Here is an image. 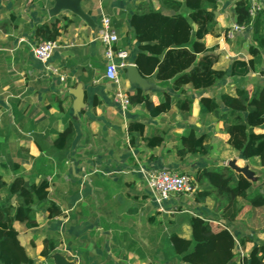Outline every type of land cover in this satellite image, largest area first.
I'll list each match as a JSON object with an SVG mask.
<instances>
[{
    "label": "crops",
    "instance_id": "crops-1",
    "mask_svg": "<svg viewBox=\"0 0 264 264\" xmlns=\"http://www.w3.org/2000/svg\"><path fill=\"white\" fill-rule=\"evenodd\" d=\"M142 1L81 0L80 7L90 20L86 23L68 10L51 15L53 0H0V179L3 182L7 179L8 183L14 179V164L20 165L29 182L36 181L35 175L45 171L49 199L63 214L48 222L46 213L39 212L36 215L38 227L31 230L21 224L15 225L19 241L21 228L23 233L42 229L39 243L28 239L29 245L36 247L38 256L45 232L55 231L61 238L56 253L73 264H151L147 257L140 258L133 251V237H137L133 227L140 229L155 211L158 212L149 197L146 200L140 197L147 191L139 168H163L191 174L208 167L205 161L219 144L223 145L228 157L237 154L226 143L228 135L223 131V124L211 114L198 112V101L221 92L233 95L237 87L252 90L257 83L264 87V64L241 81L227 76L206 90H193L187 85L181 94L172 90L170 82L162 84L153 78H141L136 84L133 73L128 71L129 67H135L138 51L128 15ZM150 1L155 10L161 8L168 12L161 6V0ZM219 9L218 5L214 28L218 36L209 35L204 43L207 48L216 47L221 53L214 68L224 70L231 59L246 60L249 55L240 53L245 37H236L235 41L224 37L234 20L223 15V8ZM101 16L110 19L117 34L116 49L127 54L123 61L125 66L118 69L117 85L104 79V47L97 40ZM59 19L61 26L66 22L68 26L56 38L57 48L52 56L42 64L31 55V47L38 43L34 30ZM114 62L118 64L121 60ZM117 88L127 96L140 89L154 105L164 92L175 99L187 97L191 109L180 111L173 104L168 112L151 117L143 104H130L121 115L112 104ZM77 89L83 96L79 107L72 93ZM133 123L142 125V134L133 129L129 132L128 126ZM68 125L73 129L70 143L64 151L56 150L52 142ZM191 131L210 138L208 153L202 158L180 159L176 154L177 144L180 137ZM255 132L264 134V125ZM151 137L160 139L153 149L146 145ZM38 157L47 159L49 165L31 169L33 160ZM253 160L258 164L257 159ZM176 201L166 203L169 213L168 208L174 207ZM179 202L181 206L182 200ZM205 203L192 205L201 208L192 211L196 215H206L201 212L204 207L209 209ZM144 206L147 207L143 209ZM158 213L157 222H161L158 218L162 215H168ZM144 214L145 218L140 220ZM38 217L44 220L43 226ZM237 224L231 231L233 235L238 234ZM148 227L152 231L153 225ZM190 230L183 225L180 238L192 236ZM246 234L250 235L249 231ZM263 238L264 234L257 235L258 240L264 241ZM144 242L147 243L146 239ZM20 243L27 252L23 242Z\"/></svg>",
    "mask_w": 264,
    "mask_h": 264
},
{
    "label": "trees",
    "instance_id": "trees-1",
    "mask_svg": "<svg viewBox=\"0 0 264 264\" xmlns=\"http://www.w3.org/2000/svg\"><path fill=\"white\" fill-rule=\"evenodd\" d=\"M161 6L168 12L161 8L155 10L150 0H143L128 15V25L138 50L134 65L141 78H153L162 84L170 82L172 90L181 94L187 85L193 90H206L227 76L241 81L262 66V12L251 18L247 0L235 2L234 24L243 27V37L250 39L249 58L231 59L224 70L214 68L221 53L216 47L207 48L204 43L207 36H218L214 32L218 0H161ZM67 26L68 22L61 26L60 19L44 23L34 30V37L38 42H54ZM128 98L130 104H143L151 117L168 112L173 104L180 111L191 109V101L187 97L175 99L166 92L160 95L157 105L142 95L140 89L129 94ZM198 112L211 114L223 124V131L228 135L226 143L239 154L240 159H257L258 166L264 169V134L255 132L264 125V87L252 90L237 87L233 95L221 92L215 97H202L198 101ZM141 126L133 123L128 130L140 131ZM72 136L73 129L68 125L56 135L52 146L64 151ZM147 140L146 145L150 149L160 142L157 137ZM209 141L208 136H197L191 131L180 137L176 154L180 159L205 157ZM43 165L48 166L49 161L38 157L33 160L31 169ZM12 171V181L4 183L0 179V264H38L21 245L15 225L21 224L31 230L38 227L36 215L39 212L46 213L48 222L63 214L59 206L49 199L48 174L45 171L39 170L35 175L36 181L32 182L25 180L20 165H12ZM185 174L198 188L193 193L191 205L204 204L206 199L213 198L217 202L218 213L204 217L196 215L189 206V209L178 206L167 220L157 222L159 213L155 211L140 229L133 227L137 232V237H133V251L140 258L147 257L151 264H264V241L257 239L258 234H264V190L253 189L244 175L235 173L228 166L201 167L194 173ZM42 175L45 177L41 178ZM140 197L149 199L147 193ZM175 199L180 201L182 197ZM236 224L238 234L233 235L231 231ZM150 225H153L152 231L148 230ZM183 225L192 231L186 248L180 246ZM60 239L58 232L46 231L39 257L53 263L51 256L56 253ZM235 243L239 256L232 253ZM248 246L250 248L246 251Z\"/></svg>",
    "mask_w": 264,
    "mask_h": 264
},
{
    "label": "built area",
    "instance_id": "built-area-1",
    "mask_svg": "<svg viewBox=\"0 0 264 264\" xmlns=\"http://www.w3.org/2000/svg\"><path fill=\"white\" fill-rule=\"evenodd\" d=\"M249 3L248 14L254 18L258 13L264 11V0H247ZM101 30L97 40L104 47V79L114 85L118 84V69L125 66L123 62L127 58L125 51L115 49L118 43L116 32L111 26L110 19L106 16L100 18ZM243 32V27L233 24L226 31L224 37L228 40L234 38V34ZM57 48L54 41H41L31 47V55L38 62L44 64L52 56ZM121 60L118 64L114 60ZM63 80V79H61ZM112 104L117 112L124 115L130 106L126 93L117 88L112 97ZM139 174L145 185L149 198L152 200L156 210L162 214L169 213L166 210V203L176 197H189L196 191L195 185L189 175L167 169L139 168ZM172 213V212H170Z\"/></svg>",
    "mask_w": 264,
    "mask_h": 264
},
{
    "label": "rangeland",
    "instance_id": "rangeland-1",
    "mask_svg": "<svg viewBox=\"0 0 264 264\" xmlns=\"http://www.w3.org/2000/svg\"><path fill=\"white\" fill-rule=\"evenodd\" d=\"M237 0H218V5L220 6V9L223 8L225 14H223L226 17H231V20H234V4ZM222 6V7H221ZM219 9V10H220ZM262 20L264 22V11L262 12ZM231 24V23H230ZM226 27H229V25H226ZM232 26H230L231 28ZM229 28V29H230ZM264 31V28H263ZM243 36V34L240 32V34H234V38L232 39V41H235L236 37H241ZM247 39H249L248 37L245 38L244 42H241L240 44V53L242 54L243 52H247L248 50V46L250 45V39L247 41ZM236 49H239L236 47ZM240 53H238V56H241ZM248 54V52H247ZM264 58V57H263ZM264 64V61H263ZM261 83H257L255 85V88L258 87ZM223 145L219 144L218 147H215L214 151H212L207 160L205 161V163H208V167L210 168H214V167H220V166H227L230 162H233L236 166H238L237 164L239 163L241 166H238L239 168L245 169L246 172L248 173V175L246 176V178L251 182L253 189L256 190H264V169L260 168L258 166V164L255 162V160H250L247 161L245 163H241V161L239 158V154H235L234 156L228 157L226 153H224L223 150ZM204 161V160H203ZM243 175V174H242ZM5 183H8L7 179H3ZM198 188H196L197 190ZM192 201H193V195L189 196V197H182V202H181V207H191L192 209H195L197 211H200V209H197L195 206L192 207ZM177 204H175V206L170 209V212H175L176 208L178 207V203H180L179 201L175 202ZM148 206V204H146ZM194 205V204H193ZM144 206L143 209H145ZM199 206V205H197ZM205 206L208 207L209 209H205L203 208V210H201V212H204V214L211 216L212 213H218V209H217V202L214 201L213 198H208L206 199V203ZM188 207V209H189ZM187 209V208H186ZM208 211V212H207ZM143 213V212H142ZM150 212H147V215H149ZM172 213H168V215H162L163 217H159V221L161 219V221H165L168 219L167 216L171 215ZM140 216H141V212H140ZM38 221L41 224V226H43L42 224H44V220L41 219V217H38ZM145 218V214L142 215L140 220H143ZM23 228L20 229L21 235H20V241L23 242V244L26 246L27 249V255H29L36 263H41V264H53L50 263V261L48 262L47 260H43L41 259L38 254H37V249L36 247H31L28 243V239H32L35 243H39V239H40V233L42 231L38 230L37 232L33 231V232H25L23 233ZM191 231V230H190ZM192 233V231H191ZM190 236L189 238H181L182 243L180 244V246L182 248H186L187 245H185L186 243H188L191 240ZM263 237V236H261ZM234 242L236 238H233ZM264 239V238H263ZM29 245V246H28ZM34 246H36V244H34ZM199 249V248H198ZM232 253H234L236 256H239V248L236 246L235 243V249L232 250Z\"/></svg>",
    "mask_w": 264,
    "mask_h": 264
},
{
    "label": "water",
    "instance_id": "water-1",
    "mask_svg": "<svg viewBox=\"0 0 264 264\" xmlns=\"http://www.w3.org/2000/svg\"><path fill=\"white\" fill-rule=\"evenodd\" d=\"M53 1H54V6L50 11L51 15H55L61 10H68L71 13H73L74 15L81 18L86 23H90L89 18L82 11V9L80 7L81 0H53ZM128 71L131 74L133 73L134 81L136 82V84H139L141 82V76L139 75L136 67H129ZM72 93L76 98L75 103H77V107L81 106L82 102H83L82 93L79 91V89L74 90ZM227 166L237 174H243L245 177L248 175V173L246 172L245 169L236 167V165L233 162H230ZM32 208L35 209L34 206ZM51 260H52L53 264H73V262L68 261L59 253L53 254L51 256Z\"/></svg>",
    "mask_w": 264,
    "mask_h": 264
}]
</instances>
